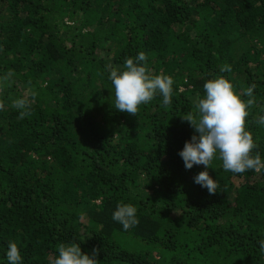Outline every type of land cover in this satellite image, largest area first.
Listing matches in <instances>:
<instances>
[{
	"label": "trees",
	"instance_id": "obj_1",
	"mask_svg": "<svg viewBox=\"0 0 264 264\" xmlns=\"http://www.w3.org/2000/svg\"><path fill=\"white\" fill-rule=\"evenodd\" d=\"M144 52L174 80L138 113L115 109L111 67ZM224 65L230 72H221ZM0 259L15 242L23 264H49L61 244L97 264H264V173L225 171L210 194L178 153L196 134L206 80L223 76L264 157V0H0ZM27 96L28 115L13 101ZM120 203L137 208L124 230Z\"/></svg>",
	"mask_w": 264,
	"mask_h": 264
},
{
	"label": "clouds",
	"instance_id": "obj_2",
	"mask_svg": "<svg viewBox=\"0 0 264 264\" xmlns=\"http://www.w3.org/2000/svg\"><path fill=\"white\" fill-rule=\"evenodd\" d=\"M147 57L139 52L135 57L124 61L123 67H111L108 79L114 90L115 109L129 114L138 113L141 105L149 104L157 95L162 97V106L172 104L174 80L169 75H154L146 66ZM221 72H230L231 66L224 65ZM0 78V88L10 79ZM204 95L194 102L195 111L182 116L194 128L196 134L186 141L178 153L185 169L203 165L204 170L194 176V183L206 188L212 194L219 187L208 172L214 159L222 161V167L233 174H243L248 170L264 173V157L259 152L252 155L257 147L252 134L246 130L245 122L249 110L255 103L254 86L244 93L249 99L243 100L234 91L232 83L223 76L208 79L203 85ZM4 105L0 104V109ZM12 107L19 111L21 118L28 115L31 101L22 96L13 101ZM257 123L264 127V114L259 115ZM212 169V168H211ZM112 219L122 225L124 230L138 223L137 208L133 204L120 203L112 214ZM264 248V241L261 242ZM7 264H23V257L15 242L10 241L5 249ZM96 252L90 256L81 251L79 244H61L58 255L49 259V264H97ZM0 264L4 260L0 259Z\"/></svg>",
	"mask_w": 264,
	"mask_h": 264
}]
</instances>
